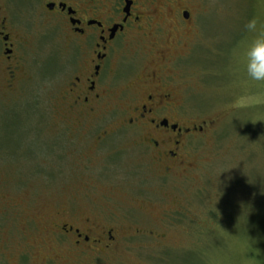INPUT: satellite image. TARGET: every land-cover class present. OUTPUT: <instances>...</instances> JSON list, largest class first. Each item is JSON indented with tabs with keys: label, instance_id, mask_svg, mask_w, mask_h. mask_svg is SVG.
Listing matches in <instances>:
<instances>
[{
	"label": "rangeland",
	"instance_id": "obj_1",
	"mask_svg": "<svg viewBox=\"0 0 264 264\" xmlns=\"http://www.w3.org/2000/svg\"><path fill=\"white\" fill-rule=\"evenodd\" d=\"M190 9L202 18L200 34L195 29L187 48L170 50L172 59H180L172 60L167 75L187 120L204 129L189 140L193 168L166 177L150 166L140 168L137 156L133 169L122 155L112 159L119 170L104 175L97 162L85 164L89 155L97 156L87 151L94 141L81 144V136L74 137L71 152L60 147L63 139L50 138L67 126L51 113L65 87L63 75L51 79L67 66V29L58 22L47 31L53 22L38 13L24 20L39 36V52L33 37L26 59L31 72L40 54L35 71L44 84L37 107L43 119L37 127L29 97L20 115L0 108V264H19L21 256L24 264H264V104L231 106L241 88L264 92V85L246 83L243 73V54L253 40L244 25L256 18L264 29V0H192ZM84 218L112 225L118 245L77 256L60 225L83 231Z\"/></svg>",
	"mask_w": 264,
	"mask_h": 264
},
{
	"label": "flooded vegetation",
	"instance_id": "obj_2",
	"mask_svg": "<svg viewBox=\"0 0 264 264\" xmlns=\"http://www.w3.org/2000/svg\"><path fill=\"white\" fill-rule=\"evenodd\" d=\"M191 3L192 0H2L0 108L20 115L22 103L29 97L39 115L37 127L42 128L43 118L37 107L44 84L35 71L39 66V36L34 25L36 31L24 22L29 17L38 18V13L39 19L53 22L47 31L63 23L70 45L66 69L51 79L64 76L65 87L54 97L55 109L52 107L51 113L63 117L67 126L55 130L51 127L54 131L50 138L63 139V149H70L77 136H81V144L94 141L87 151L97 156L89 155L87 161L84 158L85 164L97 162L104 175L119 170L120 166L112 161L114 155L124 156L133 169V165L139 166L137 156L140 168L150 166L160 177L192 169L189 140L204 128L187 120L190 116L182 97L176 94L177 87L167 75L172 60L180 59H172L170 50L187 48L186 41L195 29L200 34L202 18L191 12ZM33 37L37 51L35 68L31 69L34 75L26 59ZM91 120H112L114 125L92 127L88 125ZM106 140L116 143L104 147ZM98 155L103 157L99 161ZM142 192L146 193L144 188L140 196ZM169 212L166 211L168 219ZM81 225L83 231L70 224L60 225V235L71 237L70 247L77 256L107 253L118 245L119 232L112 225L91 218H84ZM65 240L58 239L61 243ZM25 258L21 256L19 264H24Z\"/></svg>",
	"mask_w": 264,
	"mask_h": 264
},
{
	"label": "clouds",
	"instance_id": "obj_3",
	"mask_svg": "<svg viewBox=\"0 0 264 264\" xmlns=\"http://www.w3.org/2000/svg\"><path fill=\"white\" fill-rule=\"evenodd\" d=\"M253 34V40L243 54V73L246 83L264 85V29L252 18L244 25ZM264 104V92L251 93L246 88L235 94L231 101L233 109H245Z\"/></svg>",
	"mask_w": 264,
	"mask_h": 264
}]
</instances>
